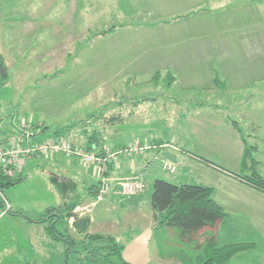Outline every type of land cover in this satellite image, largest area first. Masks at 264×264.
Returning a JSON list of instances; mask_svg holds the SVG:
<instances>
[{
  "label": "rangeland",
  "instance_id": "obj_1",
  "mask_svg": "<svg viewBox=\"0 0 264 264\" xmlns=\"http://www.w3.org/2000/svg\"><path fill=\"white\" fill-rule=\"evenodd\" d=\"M172 1L0 0V55L5 65L4 68H0V81L1 79L3 81V84H0V140L18 137V130L28 125L31 127V129L26 127L28 131L36 132L33 138L34 143L47 139L65 138L72 145L86 149L88 137L96 133V152L98 154L105 151L112 153L118 149L112 148L111 150V147L119 142V139L125 141L123 138L125 136L124 134L112 135L103 130L106 125L98 116H107L122 110L132 111L135 109L133 107L137 106L135 111L143 115L150 114V109L154 107L153 104H156L158 105L156 117L163 120L164 129L168 135L174 125H171V121L180 120L176 118L177 110L172 112L173 105H175L174 97L179 95L194 99L197 97V102L206 104V99L210 101V94L220 92L226 97V101L221 98V104L223 103L227 109L226 114L240 123L243 136L250 143H254L253 139H258L259 129L264 124V102L258 104L256 99L253 101L248 96L252 94L256 98L258 95H263L262 101L264 83L258 90L251 89L252 87L245 92L242 89L230 90L226 88L225 79L220 77L218 73L220 71H216L224 85L219 87L214 85L215 88H212L211 84H208L209 76L213 75L212 70L202 69L190 72L186 70L182 71V74H176V70H171L173 54L163 53L162 50L163 45L171 50L173 25L170 20L172 18L169 21L164 20L165 24H158L164 17V11L170 12L171 10L172 12L170 8ZM166 16H168L167 13ZM111 24L121 26H118L111 35L96 36L79 51L75 49L76 44L86 42L90 32L107 29ZM167 71L174 74L173 79L166 76ZM156 72H160L161 76L154 80ZM176 75L182 78L183 83L200 84L201 86H196L183 93L180 84L177 80L174 81ZM170 81L171 84L168 85ZM212 100L216 101L214 98ZM252 103L259 106L256 110H262L259 115L254 114L256 110H253ZM251 105L252 107L249 108ZM240 111L248 112V115ZM182 113L185 115V111ZM221 115L215 113L213 119L222 122ZM41 129L46 130L41 132ZM55 131L61 132L59 137L53 135ZM214 137L218 138V136ZM134 145L155 146L147 143ZM179 146L184 148L182 145ZM160 148L163 147L157 146L155 150ZM185 148L189 151L187 147ZM142 153L120 155L116 159L120 158L119 161L137 159V156ZM187 156L201 164L207 161L190 153ZM56 157H60L59 160H54ZM71 160L78 162L77 168L73 164L74 161L70 164ZM91 167L95 168L84 165L79 160L63 156H34L23 163L21 172L9 176V179L14 181L26 178L25 181L4 190L3 195H0L1 199L4 205L9 201L14 210H22L29 218L35 220V217L42 214L48 207L64 202L62 198L65 196L66 189L69 191L70 201L76 199V195L84 194L85 190L89 189L86 175ZM95 169L98 171L97 168ZM138 170L141 172L143 167ZM163 170L167 172L160 178H171L168 173L173 174L175 171L166 163L163 164ZM107 173L108 170L106 176ZM140 176L139 174L129 177L139 179L142 187L141 191L134 193L133 196L125 195L121 190L120 183L128 178L110 179L111 190L98 202H104L112 195L121 200L122 204L114 205L110 211H114L113 222L115 224L119 222L114 228L113 235L121 245L123 241L130 238V235L135 234L136 228L137 230L141 228L139 224L140 226L137 225L139 227L133 226V231L129 230L127 224L130 223L131 218L132 221L134 218L137 220L138 216H144L148 210L149 203L145 205V197L143 198L147 189ZM137 195L139 198L135 201L138 203L139 210L133 211V216L125 214L124 203L130 202L129 199ZM93 205L97 203L94 201ZM97 209L100 212L98 216L109 212L104 207ZM1 214H6V211ZM10 222L12 223L7 218L0 221V244H11L15 240L12 238ZM100 222L98 227L105 224L104 219L97 218V223ZM68 223L69 233L75 239L81 240L72 222ZM47 225V223L44 224V228L32 227L30 236L29 231H26V234L19 233L21 240L19 238L17 242L21 241L24 244L27 242L26 238L33 240V232L37 231L36 257L33 260L30 255V264H44V259H47L50 250L47 244L52 243L51 237L45 233ZM103 230V232L109 231L105 227ZM142 231L141 229L139 232ZM164 236L167 238V235L161 232L153 235L150 244L152 253H162L163 249L168 253L174 251L176 247L174 248L172 244L163 247L156 245V240ZM203 236L200 235L197 241L202 240ZM168 237L174 239L172 235ZM9 239L11 240L6 242ZM159 248L162 250L159 251ZM56 250L62 253V245L57 244ZM194 250L192 247H190V252L184 250V264L201 262L200 251ZM78 252L82 257L86 255L81 249ZM191 253L198 257V262L195 258L189 257ZM78 256H73L69 264H77ZM78 264L104 263L85 260ZM110 264L120 263L112 257Z\"/></svg>",
  "mask_w": 264,
  "mask_h": 264
},
{
  "label": "crops",
  "instance_id": "obj_2",
  "mask_svg": "<svg viewBox=\"0 0 264 264\" xmlns=\"http://www.w3.org/2000/svg\"><path fill=\"white\" fill-rule=\"evenodd\" d=\"M171 4L172 12L171 10H169L170 12L164 11L162 21L181 16L171 22L173 25L171 50L164 45L162 50L163 53L171 52L173 54L171 70H176V74H182V71L186 70L189 72L202 69L212 70L213 75L212 77L210 75L208 80V84L210 83L212 88H215L213 79L216 71H220L218 72L220 77L225 79L226 88L230 90L242 89L245 92L250 87L256 90L260 88V85L264 83V0H173ZM160 24L162 23L158 25ZM176 80L183 93L196 86H201L200 84L183 83L182 78H178L177 75L174 81ZM261 97L263 95H258L256 98L252 94L248 96L253 101L256 99L258 104L264 102V99L261 101ZM213 98L216 101L212 100ZM221 98L226 101V97L222 96L220 92L210 94V103L206 99V104H202L196 101L197 97L195 99L184 95L174 97L175 105H173L172 112L177 110L178 116L176 118L180 120L178 122L171 121V125H174L168 135H166L163 120L156 117L158 105L153 104V102H150L154 106L150 109V114L143 115L139 111H135L137 106L133 107L135 109L132 111L124 112L122 110L107 115L121 114L124 123L122 125L104 126L105 129L103 128V130L112 135L124 134L127 138L123 137L125 141L119 139V142L112 146L111 150H113L112 148L121 149L143 143L163 147L157 150H147L142 155L137 156V159H123L121 161H119L120 158L115 159L108 168L107 177L120 180L140 174L147 189L145 190L146 193L143 194L145 205L149 203L151 187L157 179H163L176 185L190 184L212 188L215 202L222 207L227 216L217 224L214 231L202 233L201 236H204L198 243L201 244L204 238L210 234H215L220 244L253 243L256 246L254 249L233 256L229 260V264H264V193L234 176L195 162L187 156L189 153L197 155L231 174L245 175V171L243 173L240 165L244 151L243 139L240 133L229 124L227 118L230 116L226 114L227 109L223 103L221 104ZM187 101L189 103L186 104ZM252 105L253 110L259 108L254 103ZM183 111H185V115L182 113ZM260 111L262 110L253 112L259 115ZM240 112L244 113L243 111ZM215 113L222 114V122L213 119ZM244 114L248 115V112ZM240 127L242 126L240 125ZM241 132L243 134V131ZM214 136H218V138ZM99 138L101 139V137ZM257 138L253 139L254 143L246 140L247 143L257 147L254 156L260 163L258 171L264 178V124L259 129ZM185 147L189 151L185 150ZM59 158L56 157L54 160H59ZM73 161L71 160L70 164ZM74 162L73 164L77 168L78 162ZM164 163L175 169L173 174L168 173L171 178H160L161 175L165 176L164 173L167 172L163 170ZM140 167H143V170L138 172ZM95 168L91 167L88 175H86L89 189L85 190L81 196L76 195V199L79 200V206L76 210L80 211L78 213L76 211V213L79 215L89 214L90 227L88 232L90 234L115 237L113 231L119 222L116 224L113 222L114 211H110L111 207L119 206L122 203L121 200L112 195L108 199H104V202L93 205L94 201L96 202L97 184L99 182V174ZM150 171L151 173H149ZM25 179L23 178L22 182ZM64 195L62 198L64 202L48 208L61 207L67 204L70 201L67 189L64 191ZM134 197L129 199L130 202L124 203L126 206L124 212L127 215L133 216V211L139 210L138 203L135 201L139 196ZM8 203L12 207L11 211H13V205L9 201ZM98 207H104L109 212L98 216L100 213ZM133 208L136 209L133 210ZM147 209L144 216H138V219L134 218L133 221L131 218L128 226L126 225L132 231L134 230L133 226L140 224L141 228L139 230L136 228L135 234L130 235L128 240L122 242L124 245L123 260L129 264H151L152 262L156 264H184V250L190 252V247H192L198 251L195 245L181 241L175 230L160 228L154 231L155 222L150 205ZM85 210L87 211L85 212ZM6 218L12 221V223L10 222L11 232L12 238L15 240L11 244L1 243L3 245L0 249V255H2L0 256V264H25L23 258L31 261L29 260L30 255L34 260L36 257L37 242L35 237L37 231L36 233L33 232V240L26 238L27 242L24 244L21 241L17 242V240L22 233L26 234V231H29L30 236L32 227L44 228L45 226L28 223L20 216H10L7 213L0 214V221ZM97 218L104 219L105 224L98 227L101 222L97 223ZM104 227L109 231L103 232ZM141 229L143 231L139 232ZM156 232L167 235V238L166 236L158 238L156 245L163 247L172 244L174 248L176 247L174 251L168 253L161 248L159 251L162 250V253L150 251V244ZM168 235H172L174 239L169 238ZM10 240H6V242ZM51 244H47V246L49 247ZM189 257L195 258L198 262V257L194 253L189 254Z\"/></svg>",
  "mask_w": 264,
  "mask_h": 264
},
{
  "label": "trees",
  "instance_id": "obj_3",
  "mask_svg": "<svg viewBox=\"0 0 264 264\" xmlns=\"http://www.w3.org/2000/svg\"><path fill=\"white\" fill-rule=\"evenodd\" d=\"M180 17L181 16L174 17L170 21ZM161 23L165 22L161 21ZM118 26L120 27L121 25L111 24L107 29L90 32L86 42L76 44L75 49L79 51L96 36L105 37L113 34ZM4 66L3 59L0 55V68H4ZM159 76H161L160 72H156L154 80L155 78H159ZM166 76H168L169 79H173L174 77L168 71ZM213 82L216 87L224 85L218 73H215ZM0 84H3L2 79ZM170 84L171 81L168 85ZM98 117L104 121L106 126L122 125L124 123V118L121 114H113L111 116L100 115ZM227 119L229 124L240 133L243 139L244 151L240 165L243 173L245 171V175H234L224 169L213 166L207 161H203V163L214 170L234 176L264 193V178L258 171L260 163L254 156L257 147L256 145L247 143L245 136H243L241 132L240 124L237 121L230 117ZM35 128L38 129L39 127ZM45 130L46 129H41V132H45ZM60 134V131H55L53 133L55 137H59ZM95 134L96 133H93L88 137L86 149L89 150L96 146L97 137ZM111 164L112 163H109L107 168H109ZM22 180L23 179H18L14 181L0 173V194L3 195L4 190L22 182ZM149 205L153 212V220L155 222L154 231L160 228L175 230L181 241L194 244L195 248L200 251L201 264H229V260L233 256L256 247L253 243L220 244L215 234L206 236L201 244L198 243V237L202 235V233L205 231H214L217 224L227 216V213L222 207L215 202L212 188L190 184L176 185L163 179H157L153 182L151 187ZM78 206L79 200L74 199L64 206L46 209L33 220L22 212V210H6V205H4L0 196V214L6 211L8 215L20 216L28 223H35L38 225L48 224L45 231L53 242L49 245L50 254L44 264H69L71 258L77 255H79L77 264L85 260L110 264V259L112 257H115L120 264H129L123 260L122 251L124 247L115 237L111 235L90 234L88 232L90 217L88 215L79 216V214L75 212ZM70 220H72L74 230L81 236V240L75 239L69 233L68 222ZM57 244L62 245V253L57 252ZM79 249L84 251L86 255L82 257L78 252ZM23 259L26 264H30L27 259Z\"/></svg>",
  "mask_w": 264,
  "mask_h": 264
},
{
  "label": "built area",
  "instance_id": "obj_4",
  "mask_svg": "<svg viewBox=\"0 0 264 264\" xmlns=\"http://www.w3.org/2000/svg\"><path fill=\"white\" fill-rule=\"evenodd\" d=\"M28 129L30 126L26 125ZM25 126L18 130V137H10L0 140V172L3 176H12L13 173H19L23 170V163L37 155H53L63 156L79 160L87 166H94L98 169L99 182L96 203L111 190L110 179L105 175L107 166L113 162L118 156L132 155L133 153H142L147 150L155 149L157 146H139L134 145L114 152L105 151L102 154L96 152V147L91 149H82L81 147L72 145L65 138L47 139L42 142L34 143L36 132H30ZM34 143V144H33ZM121 190L125 195L133 196L134 193L141 191V183L137 178H128L125 182H121ZM1 195V194H0ZM7 201V200H6ZM7 210L11 206L6 204ZM72 222V220H70Z\"/></svg>",
  "mask_w": 264,
  "mask_h": 264
}]
</instances>
